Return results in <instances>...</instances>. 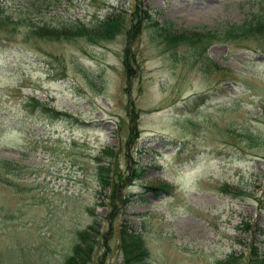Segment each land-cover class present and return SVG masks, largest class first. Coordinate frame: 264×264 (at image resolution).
Returning a JSON list of instances; mask_svg holds the SVG:
<instances>
[{
    "label": "rangeland",
    "instance_id": "rangeland-1",
    "mask_svg": "<svg viewBox=\"0 0 264 264\" xmlns=\"http://www.w3.org/2000/svg\"><path fill=\"white\" fill-rule=\"evenodd\" d=\"M257 10L264 0H0V264H64L88 228L81 264H123L111 229L123 222L142 264H264V37L192 51L182 36ZM133 11L128 47L69 28L116 17L129 35ZM190 94L202 102L183 108ZM31 98L69 116H38ZM107 145L119 171L142 167L112 221L97 176Z\"/></svg>",
    "mask_w": 264,
    "mask_h": 264
},
{
    "label": "trees",
    "instance_id": "trees-1",
    "mask_svg": "<svg viewBox=\"0 0 264 264\" xmlns=\"http://www.w3.org/2000/svg\"><path fill=\"white\" fill-rule=\"evenodd\" d=\"M134 9H137V10L139 9L136 4L134 5ZM259 10L256 11V14L252 13L251 14L252 16H250L248 20L242 21L238 25H232L231 23V24H228L224 28L219 27L218 29H213V30L210 29L209 32L207 33H203V34L198 33L197 35H191V33H186V34L183 33L182 36L183 38L187 39V41L189 42V45L192 48V51L197 50L196 45L198 41H202L206 46L208 43H211V42L223 41V43H229L232 40H239L241 38L248 39L251 36H255V38H259L260 36L264 37V13L260 12ZM132 16H133L134 21L132 22V26H131L132 33H130L129 35L127 33L129 32V30H127V27L124 24L126 20H123V19L120 20L119 18H116V17L115 18L106 17L101 22L93 23L91 27H88V26L86 27L84 23H82L83 25L72 23L70 24L69 28L73 27L74 29H77L76 32L78 35L76 36L81 37L83 35L88 38L91 37V40L94 39L95 37L97 38L98 36H102V35L106 36L107 38H110L107 35V31L105 30H108L109 33L115 32L117 34H124L125 41L127 42L126 46L128 47L129 44L132 43L135 36L137 35L135 34V32L136 33L139 32V30H137V27H138L137 21L142 19V16L138 18V16H136L134 11H133V14H131V17ZM6 18L7 16L3 15L0 12V25L1 26L3 23H5ZM135 24H136V29H134ZM47 26H44V28L46 29L45 31L46 33H43L44 35H47V36L55 37V36H59V34L67 35V34H70V32L72 33V35H75V33L70 29H69L70 31H67L64 28L53 29ZM171 34L175 35L169 28H165V30H163V37L167 39L168 43L173 40L171 39V36H170ZM205 46L203 48H205ZM252 49H255V48H252ZM126 51H128V48L126 49ZM203 51L204 49L203 50L201 49L198 52H202L203 54L204 53ZM200 98H201L200 94H190L188 97L181 98V102H182L181 105L183 106V108H190V107L198 106L202 102ZM30 101H32L33 103H30V104L27 103V106H31L35 110L34 112L38 114V116H41V117L44 116L45 118L47 117L48 119H53V118L61 119L63 116H69L68 112H65V111L62 112V111H58V109L54 107H48L45 103L43 102L40 103L36 101L34 98H31ZM167 143L168 144L175 143L177 145L175 153L181 154L182 144L181 145L177 144L176 141L173 139L168 140ZM113 148L114 147H111L110 145L103 147V150H101V154L104 157L103 158L101 156L96 157V159L100 161V164L97 165V169H99L97 176H99L100 180H102L100 181V183H102L103 185H107L108 189L110 190L108 193V196L105 198L107 202L105 203V206L108 211V213L106 214L107 215L109 214V216L106 215V218L109 217L110 219V215H111L112 218L110 219V221H112L114 217L118 215L117 213L113 211L112 207H117L120 201L124 200L125 202H127L128 200L125 198H121V196H122V191L125 190L124 188L126 186V183H128L131 180V178L129 179V177L136 176V174L140 171V169H142V167L140 166L132 165L133 169H130L129 173L127 171L126 172L119 171L116 168L117 166H115L114 163L112 164L110 162L112 158L114 160H118L117 152L116 150H112ZM107 155L110 156V159L106 158ZM106 162L107 163L109 162V164L106 165ZM108 165H111V166L113 165L114 169H112L111 166H109L110 169H112L111 170L112 173H110V177L108 178L109 181H106L107 179H105V177H108L109 175V173L107 174L108 169L106 167ZM167 185L168 184H166V182H162V183L153 182L150 185L145 186V188L150 189V190L151 189L156 190V194H162V193L168 192L169 189H171ZM123 223H121V225H118L116 228L111 227L112 232L116 233V239L118 242L117 246L120 252L123 254L122 263L123 264H142L141 260L144 254L143 245L141 244L142 241L141 239H139V236L136 231H134L133 229L131 230L129 227L127 228L125 225H123ZM88 229H83L82 232L77 233L78 240L73 246V253L70 256V258H68L65 261L64 264H81L82 260L84 261L86 260L87 262L89 258L92 256L91 249L95 245V243H93L91 240L92 236L90 238L86 236L88 234L87 233ZM140 250L143 254L139 252ZM141 254H142V257H141Z\"/></svg>",
    "mask_w": 264,
    "mask_h": 264
}]
</instances>
